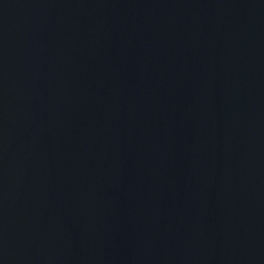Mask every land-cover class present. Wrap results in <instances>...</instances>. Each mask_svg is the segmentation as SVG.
<instances>
[{
	"label": "water",
	"instance_id": "95a60500",
	"mask_svg": "<svg viewBox=\"0 0 264 264\" xmlns=\"http://www.w3.org/2000/svg\"><path fill=\"white\" fill-rule=\"evenodd\" d=\"M0 264H264V0H0Z\"/></svg>",
	"mask_w": 264,
	"mask_h": 264
}]
</instances>
